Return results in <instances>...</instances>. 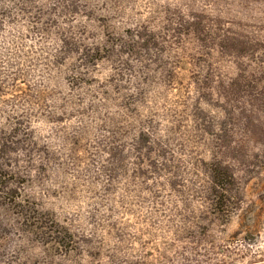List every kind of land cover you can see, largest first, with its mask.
Masks as SVG:
<instances>
[{
	"label": "rangeland",
	"instance_id": "rangeland-1",
	"mask_svg": "<svg viewBox=\"0 0 264 264\" xmlns=\"http://www.w3.org/2000/svg\"><path fill=\"white\" fill-rule=\"evenodd\" d=\"M0 264H264V0H0Z\"/></svg>",
	"mask_w": 264,
	"mask_h": 264
}]
</instances>
